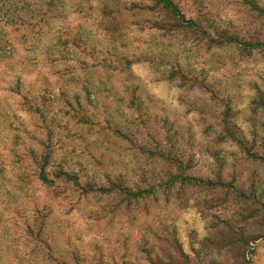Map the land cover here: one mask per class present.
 Masks as SVG:
<instances>
[{"label": "rangeland", "instance_id": "374dc122", "mask_svg": "<svg viewBox=\"0 0 264 264\" xmlns=\"http://www.w3.org/2000/svg\"><path fill=\"white\" fill-rule=\"evenodd\" d=\"M248 1L0 0V264H264Z\"/></svg>", "mask_w": 264, "mask_h": 264}, {"label": "trees", "instance_id": "16d2710c", "mask_svg": "<svg viewBox=\"0 0 264 264\" xmlns=\"http://www.w3.org/2000/svg\"><path fill=\"white\" fill-rule=\"evenodd\" d=\"M155 1H156V3H157L158 5H161V7H162L163 9H165L167 13L169 12V14H170L171 16H173V17H177V18L181 19L182 22H183L185 25H189L190 27H191V26L196 27V25L194 24L195 22H194L193 19H191V20H187V21L184 19V16H183L182 14H180V12L178 11V7H176V5H174V3L172 2V0H155ZM245 1H247L248 4H249V5L255 10L256 7H255L254 4H252V2H250V1H248V0H245ZM261 13L264 14V9L261 11ZM197 29H199V28L197 27ZM216 34H217V33H216ZM234 42H235V40H234ZM237 43L240 44V46H241V47L243 48V50H245L246 52H252V51L254 50V48H256V47L260 48V47H262V45H263L262 43H253V42L246 43V42L243 41V40H237ZM174 248H175V250L178 252V254H179L180 256H182V253H181L180 249H178V248L176 247V245L174 246ZM157 264H162V263L159 261V263H157Z\"/></svg>", "mask_w": 264, "mask_h": 264}]
</instances>
